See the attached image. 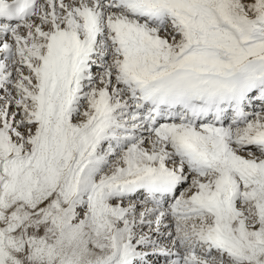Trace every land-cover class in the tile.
Instances as JSON below:
<instances>
[{"label":"snow or ice","instance_id":"snow-or-ice-1","mask_svg":"<svg viewBox=\"0 0 264 264\" xmlns=\"http://www.w3.org/2000/svg\"><path fill=\"white\" fill-rule=\"evenodd\" d=\"M0 21V264H264V0Z\"/></svg>","mask_w":264,"mask_h":264},{"label":"clouds","instance_id":"clouds-1","mask_svg":"<svg viewBox=\"0 0 264 264\" xmlns=\"http://www.w3.org/2000/svg\"><path fill=\"white\" fill-rule=\"evenodd\" d=\"M74 250L79 252L80 264H89V261L94 262L100 255L94 246H91L87 253L84 252L83 247L77 249L75 242H73L71 245L66 243L63 248V252L67 253L68 255H71Z\"/></svg>","mask_w":264,"mask_h":264},{"label":"bare ground","instance_id":"bare-ground-1","mask_svg":"<svg viewBox=\"0 0 264 264\" xmlns=\"http://www.w3.org/2000/svg\"><path fill=\"white\" fill-rule=\"evenodd\" d=\"M99 70H100L99 68H96V69H95V72H97V71H99Z\"/></svg>","mask_w":264,"mask_h":264},{"label":"rangeland","instance_id":"rangeland-1","mask_svg":"<svg viewBox=\"0 0 264 264\" xmlns=\"http://www.w3.org/2000/svg\"><path fill=\"white\" fill-rule=\"evenodd\" d=\"M94 71H95V69H94ZM99 71H100V70H99ZM99 71H97V73H98Z\"/></svg>","mask_w":264,"mask_h":264}]
</instances>
